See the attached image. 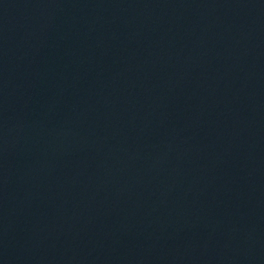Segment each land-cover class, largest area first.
Segmentation results:
<instances>
[{
    "label": "water",
    "instance_id": "1",
    "mask_svg": "<svg viewBox=\"0 0 264 264\" xmlns=\"http://www.w3.org/2000/svg\"><path fill=\"white\" fill-rule=\"evenodd\" d=\"M0 264H264V0H0Z\"/></svg>",
    "mask_w": 264,
    "mask_h": 264
}]
</instances>
